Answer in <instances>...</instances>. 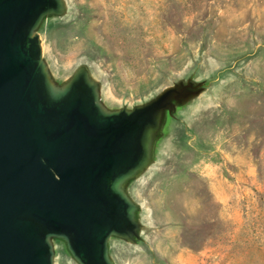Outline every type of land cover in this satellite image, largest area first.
Returning <instances> with one entry per match:
<instances>
[{
  "label": "rangeland",
  "instance_id": "obj_1",
  "mask_svg": "<svg viewBox=\"0 0 264 264\" xmlns=\"http://www.w3.org/2000/svg\"><path fill=\"white\" fill-rule=\"evenodd\" d=\"M66 1L40 33L58 80L87 65L112 108L202 89L129 188L142 233L111 240L116 264H264V0Z\"/></svg>",
  "mask_w": 264,
  "mask_h": 264
},
{
  "label": "water",
  "instance_id": "obj_2",
  "mask_svg": "<svg viewBox=\"0 0 264 264\" xmlns=\"http://www.w3.org/2000/svg\"><path fill=\"white\" fill-rule=\"evenodd\" d=\"M68 12L66 0H0V264H57L59 242L77 264H116L118 219L142 233L129 188L156 164L173 112L202 92L178 83L112 108L87 65L58 80L40 33Z\"/></svg>",
  "mask_w": 264,
  "mask_h": 264
},
{
  "label": "flooded vegetation",
  "instance_id": "obj_3",
  "mask_svg": "<svg viewBox=\"0 0 264 264\" xmlns=\"http://www.w3.org/2000/svg\"><path fill=\"white\" fill-rule=\"evenodd\" d=\"M168 105V104H167ZM173 105V104H172ZM124 210V209H123ZM126 211V210H125ZM128 212V211H127ZM129 216V215H128ZM119 217V216H118ZM129 218V217H128ZM119 222L121 224V226H119L118 228L119 229H115L114 230V233H116V235L114 237H112L111 239H116V238H120V239H123V240H130L132 241L131 239H134V240H137L136 238V229H138L137 227H134V226H130L127 225V222H123V218L120 217L119 219ZM124 221H126L124 219ZM119 224V223H118ZM119 236V237H118ZM122 236H124V238H122ZM133 242V241H132ZM60 244H63L66 248V250L68 251V247L66 246V244L62 243V242H59ZM68 253L70 254V251H68Z\"/></svg>",
  "mask_w": 264,
  "mask_h": 264
}]
</instances>
